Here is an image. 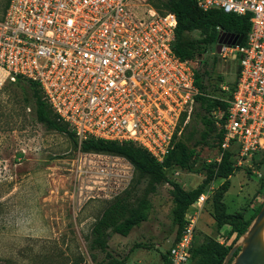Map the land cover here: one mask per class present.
<instances>
[{
  "label": "built area",
  "instance_id": "obj_1",
  "mask_svg": "<svg viewBox=\"0 0 264 264\" xmlns=\"http://www.w3.org/2000/svg\"><path fill=\"white\" fill-rule=\"evenodd\" d=\"M195 1L250 22L243 44L220 48L237 60V75L231 96L220 98L226 108L212 111L216 120L224 116L216 122L223 129L217 161L230 150L240 166L264 150V0ZM176 25L173 12L146 1L9 0L0 18V85L17 76L37 82L79 146L87 138L129 141L162 162L198 93L191 62L171 47ZM208 196L204 190L186 210L167 249L170 264H189Z\"/></svg>",
  "mask_w": 264,
  "mask_h": 264
},
{
  "label": "rangeland",
  "instance_id": "obj_2",
  "mask_svg": "<svg viewBox=\"0 0 264 264\" xmlns=\"http://www.w3.org/2000/svg\"><path fill=\"white\" fill-rule=\"evenodd\" d=\"M144 1L148 2L131 0L133 4ZM4 2L0 0V18ZM202 58L208 65L197 74L210 94L220 95L221 86L227 93L235 83L237 60L223 58L216 45ZM32 107L27 84L6 78L0 85V264H94L104 254L93 250L94 258L90 256L91 227L110 207L115 214L125 212L126 205L114 201L142 177L126 159L83 151L65 133L46 129L36 121ZM194 125L191 121L186 132ZM196 149L192 171L167 170V176L184 189L202 181L221 151L214 135ZM229 180L223 196L227 212L242 211L245 218L249 217L264 202V150L237 166ZM221 182L218 178L206 186L209 196ZM150 203L144 220L126 235L112 233L109 238L115 254L124 255L133 244L140 245L130 252L128 263L164 264L162 254L173 242L175 201L170 184L158 186ZM135 207L127 210L133 212ZM211 208L207 198L197 221L196 245L207 235L229 244L234 235H229L227 225L216 230Z\"/></svg>",
  "mask_w": 264,
  "mask_h": 264
},
{
  "label": "trees",
  "instance_id": "obj_3",
  "mask_svg": "<svg viewBox=\"0 0 264 264\" xmlns=\"http://www.w3.org/2000/svg\"><path fill=\"white\" fill-rule=\"evenodd\" d=\"M8 1L5 0L4 2L2 15ZM148 2L160 13L171 11L176 15L175 38L171 47L177 56L191 62L198 93L195 95L194 106L189 117L190 121L183 125L177 138L174 136L173 148L162 162H158L144 148L129 141L118 142L87 138L80 143V148L83 151L109 153L126 159L132 165L133 170L142 177L140 184H135L132 187L129 184L128 187L130 188H125L124 193L114 201L125 204V212L115 214L112 210L113 207H110L94 222L89 232L88 249L91 251L92 259L94 258L93 250H99L104 254L102 259L95 261L94 264H127L130 252L140 245L133 244L129 252L124 255L115 254L110 248L109 238L112 233L126 235L130 229L146 218L147 212L151 209L150 197L157 192L158 186L163 182L170 184L171 194L175 201L172 208V220L176 226L173 240L175 242L180 236L186 210L204 192L207 185L213 180L221 178L222 182L208 197L212 207L211 216L217 231L227 225L229 235H234V238L227 244L218 241L215 237L205 236L198 245L196 242L192 245L189 264H222L234 242L247 230L262 205L261 203L247 218L242 211L227 212L223 196L230 186L229 177L237 167L234 165L235 153L230 150L222 153L219 162L207 167L202 181L188 190L184 189L175 179L169 178L167 170L192 171L198 156L196 147L205 145L212 135L215 136L216 143L220 147L223 129L216 122L223 123L224 116L216 120L212 111L218 107L222 110L226 108V102L220 98L230 97L235 83L227 93L220 87V95L212 96L207 84L198 76L197 72L200 68L204 69L208 65L207 60L202 57L207 50L214 48L220 33L243 35L241 42L243 44L250 29V22L248 15L225 13L219 9L204 10L197 5L195 0H148ZM193 32H198L199 35L194 36ZM15 80L17 82L24 81L29 87L33 101L32 110L36 121L48 130L65 133L77 145L78 142L68 124L59 120L49 104L43 99L39 84L21 76H17ZM184 118L185 114L181 116L180 125H182ZM191 121H194L195 125L191 131L186 132ZM146 179L150 181L148 185L143 183ZM141 184L143 185L140 186ZM133 206H136L137 210L133 212L127 210ZM162 258L164 264H170L168 250L162 254Z\"/></svg>",
  "mask_w": 264,
  "mask_h": 264
},
{
  "label": "water",
  "instance_id": "obj_4",
  "mask_svg": "<svg viewBox=\"0 0 264 264\" xmlns=\"http://www.w3.org/2000/svg\"><path fill=\"white\" fill-rule=\"evenodd\" d=\"M242 39L243 35L221 33L216 43L217 53L223 44L238 45ZM238 240L239 244H235ZM236 241L222 264H264V202L247 230Z\"/></svg>",
  "mask_w": 264,
  "mask_h": 264
},
{
  "label": "crops",
  "instance_id": "obj_5",
  "mask_svg": "<svg viewBox=\"0 0 264 264\" xmlns=\"http://www.w3.org/2000/svg\"><path fill=\"white\" fill-rule=\"evenodd\" d=\"M188 190V189H187Z\"/></svg>",
  "mask_w": 264,
  "mask_h": 264
}]
</instances>
